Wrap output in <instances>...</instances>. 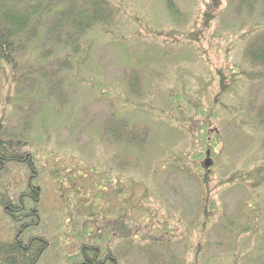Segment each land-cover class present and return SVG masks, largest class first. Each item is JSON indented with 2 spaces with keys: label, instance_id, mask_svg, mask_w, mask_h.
I'll list each match as a JSON object with an SVG mask.
<instances>
[{
  "label": "rangeland",
  "instance_id": "rangeland-1",
  "mask_svg": "<svg viewBox=\"0 0 264 264\" xmlns=\"http://www.w3.org/2000/svg\"><path fill=\"white\" fill-rule=\"evenodd\" d=\"M100 2V20L79 42L80 62L58 60L65 33L61 43L58 31L50 34V14L16 74L0 70L4 134L24 140L38 172V193L30 192L38 201L29 203L40 220L21 230L25 242L48 240L35 263L73 264L87 225L83 240L110 243L119 264H264V181L229 179L260 167L264 180V84L242 76L257 68L245 46L264 30V0H220L205 32L211 0H174L175 17L166 0ZM222 72L228 83L236 73L240 84L209 113ZM3 165L0 189L13 199L30 190L27 164ZM201 165L210 168L215 201L204 227ZM120 186L122 196L114 192ZM125 208L129 233L96 240L93 230L115 226ZM22 223L0 205V237L13 238Z\"/></svg>",
  "mask_w": 264,
  "mask_h": 264
},
{
  "label": "trees",
  "instance_id": "trees-1",
  "mask_svg": "<svg viewBox=\"0 0 264 264\" xmlns=\"http://www.w3.org/2000/svg\"><path fill=\"white\" fill-rule=\"evenodd\" d=\"M100 1L101 0H86L83 4H80L78 0H0V70L2 67L8 66L10 70L13 71V74H16L15 71L23 61L25 53L29 52L31 48L37 49L39 47V43H41L42 40L38 36V22L41 18L45 19L50 14H52V17H55L49 30L50 34L53 35L54 32L58 31V42L61 43L60 33H65L63 45L65 53L61 55L62 51H58V60L63 63V66L68 67H70L73 57L80 62L81 55L79 50L82 44L80 45L79 42H81L87 30L100 20L103 8V4ZM219 3L220 0H211V2H209V7L211 6L212 9L210 11H205V18L201 28L202 31L205 32V30L209 28L212 15L211 11L216 8ZM166 6L171 15L174 17L177 16L179 10L176 8L174 0H166ZM52 35L47 37L51 38ZM36 38L38 41H34ZM69 48L71 50H69ZM245 54L250 61L256 64L257 68L253 70L245 68L242 76L253 80L262 79L260 81L264 84V30L254 36L248 37L245 46ZM235 75L236 73L232 74V76L230 75L231 79L228 83L226 79L227 75L224 72L221 73L220 80H218V92L213 96L212 104H210L211 99L210 103H208L211 107L209 113L213 112V104H223L221 95L229 91L232 87L240 84V78H236ZM174 96H179V94L175 93L173 94V97ZM178 102L179 98L175 101L177 108ZM224 105L226 104L224 103ZM258 113V116L264 121V107L262 110H259ZM214 114H217V112ZM208 116H210V114L207 112L205 120L209 118ZM205 120H202V128H206V132H204L206 142L209 143L208 146L215 147L217 141L216 143H212V131L210 128L206 127ZM262 121L259 120L257 122L258 124L260 122L261 125ZM3 129L4 127L0 117V171L3 169L4 163L12 160L27 164L28 169L31 170V174L29 175V180L27 179V181H29L30 190L27 189L24 193L19 195V197L16 196L17 198L13 199L10 197L7 190L3 191L0 189V205L5 207V211L13 221L17 223L18 220H22L24 222L18 227L13 238L5 240L0 237V264H34L37 261L39 251L46 245L48 240L42 235H33L25 242L21 238V230L24 225L25 227L34 225L40 220L38 208L36 206L32 207V204L29 203L31 200L38 201L36 197L31 198L30 196L32 190L38 193V185L33 182V180H36L38 172L34 167L30 152L23 149L22 144H25L24 140L19 137L6 136ZM216 136L219 137L218 134H216ZM260 145L264 149V134L261 137ZM200 168L202 169V173L199 176V181L205 191L202 206L203 214H201L200 225L204 227L205 216L207 214L206 211L210 206L213 207L215 201L210 195V168H205L202 165ZM240 173L241 175H239ZM260 173V167H258L257 170L251 168L245 171H239L229 179L239 180L240 182L244 181L248 183L250 187H257L264 181L262 178H258ZM113 176L114 175H111L112 182L115 181ZM118 176L122 179V176ZM122 189L123 188L120 186V188L114 190V192L122 196L118 194L122 192ZM121 201L125 202L124 198ZM244 205L251 206L247 201H243V206ZM92 206L94 207L95 204H92ZM256 211L257 214H260L258 209H256ZM123 212V216L114 218L116 219L114 223L115 226L109 228L110 226L106 227L103 224L99 227L100 230H93V232L98 231L96 232L95 239L108 240L117 235H127L129 233V228L126 223V208ZM90 214L92 215L93 213L91 212ZM134 225L133 222H130L129 227L133 228ZM88 227L89 226L84 225L80 230L81 232L79 231L77 234V241L78 237H80L83 243L81 242L80 244L79 257L73 261V264H119L112 253L110 243L101 246L83 240V236L88 233ZM248 227L251 228L252 226Z\"/></svg>",
  "mask_w": 264,
  "mask_h": 264
},
{
  "label": "water",
  "instance_id": "water-1",
  "mask_svg": "<svg viewBox=\"0 0 264 264\" xmlns=\"http://www.w3.org/2000/svg\"><path fill=\"white\" fill-rule=\"evenodd\" d=\"M205 164L208 165V162H206Z\"/></svg>",
  "mask_w": 264,
  "mask_h": 264
},
{
  "label": "flooded vegetation",
  "instance_id": "flooded-vegetation-1",
  "mask_svg": "<svg viewBox=\"0 0 264 264\" xmlns=\"http://www.w3.org/2000/svg\"><path fill=\"white\" fill-rule=\"evenodd\" d=\"M31 195V194H30Z\"/></svg>",
  "mask_w": 264,
  "mask_h": 264
}]
</instances>
